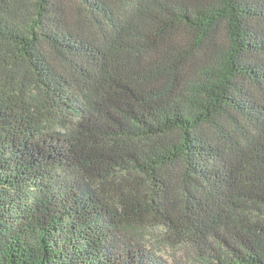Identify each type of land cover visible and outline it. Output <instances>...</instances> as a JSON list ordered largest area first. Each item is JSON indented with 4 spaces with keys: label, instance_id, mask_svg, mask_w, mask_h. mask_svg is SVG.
Listing matches in <instances>:
<instances>
[{
    "label": "trees",
    "instance_id": "16d2710c",
    "mask_svg": "<svg viewBox=\"0 0 264 264\" xmlns=\"http://www.w3.org/2000/svg\"><path fill=\"white\" fill-rule=\"evenodd\" d=\"M264 264V0H0V264Z\"/></svg>",
    "mask_w": 264,
    "mask_h": 264
},
{
    "label": "rangeland",
    "instance_id": "374dc122",
    "mask_svg": "<svg viewBox=\"0 0 264 264\" xmlns=\"http://www.w3.org/2000/svg\"><path fill=\"white\" fill-rule=\"evenodd\" d=\"M132 236L165 260V264H195L185 247L169 245L160 228H149L133 232Z\"/></svg>",
    "mask_w": 264,
    "mask_h": 264
}]
</instances>
